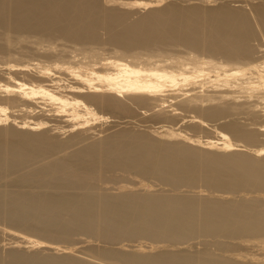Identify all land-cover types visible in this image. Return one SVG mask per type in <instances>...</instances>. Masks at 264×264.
Here are the masks:
<instances>
[{
  "label": "bare ground",
  "instance_id": "1",
  "mask_svg": "<svg viewBox=\"0 0 264 264\" xmlns=\"http://www.w3.org/2000/svg\"><path fill=\"white\" fill-rule=\"evenodd\" d=\"M102 1L0 0V54L38 53L36 45L57 40L60 46H79L74 61L67 59L71 63H49L53 68L35 63L34 81L4 72L5 83L0 82V224L8 226L0 233L25 248L61 250L11 248L0 252V264H103L73 255V247L60 249L39 240L66 241L75 234L117 244L145 238L176 247L149 244L128 251L123 243L86 248L106 264H264V251L241 254L234 248L233 254L221 240L215 250L185 246L208 236L211 241L252 238L260 247L250 245L264 249V146L258 144L264 131V40L253 44L264 39V2L255 0L251 17L217 0ZM125 4L144 11L132 18ZM55 46H47L45 55L60 57L67 51L58 53L60 46ZM106 46L113 56H103ZM46 101L55 108L41 106ZM133 107L157 110L163 118L195 111L200 116L178 120L187 117L192 129L213 136L202 140L172 125L146 131L116 126L97 138L88 130L90 121L104 119L99 110L116 116ZM13 108L30 116L40 108L48 119L68 122L71 130L85 129L63 139L50 133L61 127L40 131L48 124L43 120L16 121ZM227 111H240L253 128L238 120L207 127L201 117ZM115 170L154 178L176 191L153 190L147 182L139 184L142 192L125 186L118 192L104 190L100 182ZM198 184L215 194L180 189Z\"/></svg>",
  "mask_w": 264,
  "mask_h": 264
},
{
  "label": "rangeland",
  "instance_id": "2",
  "mask_svg": "<svg viewBox=\"0 0 264 264\" xmlns=\"http://www.w3.org/2000/svg\"><path fill=\"white\" fill-rule=\"evenodd\" d=\"M104 1H106V0H103L102 2H104ZM108 1V0H107ZM110 2H111V0H109ZM112 1H114V0H112ZM116 1V0H115ZM120 1H122L123 2V0H120ZM129 0H124V3L126 2H128ZM133 1H135V2H138L139 0H130L129 1V3H131V2H133ZM140 1H143V0H140ZM147 1V0H146ZM150 1V0H149ZM166 1V3H167V0H164L163 1V3ZM169 1H173L174 3L176 2V4H183L184 2H186V1H184V0H169ZM179 3H178V2ZM194 1V2H193ZM193 1H188L189 3H196L197 2V4L199 3V1H201V3H203L204 1H202V0H193ZM196 1V2H195ZM220 1V3H223V4H225L226 3V5L228 4V6L230 5V7H236V8H242L244 11H245V13L247 14V15H249V16H253V13H252V6L253 5H255V0L253 1L252 0V2H254V4L251 2V3H248V1H246V2H243V1H245V0H217V4H218V2ZM242 1V2H241ZM264 2V0H258L257 2H256V4L257 3H260V2ZM262 2V3H263ZM105 3H107V2H105ZM109 3V2H108ZM107 3V4H108ZM111 4H112V2H111ZM252 4V5H251ZM125 6H126V4H125ZM130 7H131V5H129ZM123 7H124V5H123ZM132 8V9H131ZM131 8H128V6H126V9H130V11L132 12V15L131 16H133L132 18H136V16H138V14H141L142 13V11H144V10H142L141 11V9H140V11L138 12V9H136L135 8V10H134V6L133 7H131ZM138 13H137V12ZM135 12V13H134ZM135 14H137V15H135ZM251 16V17H252ZM261 38V37H260ZM259 39V38H258ZM257 39V42H256V40H254L253 41V44L254 43H259V44H261V42L264 40V39H259L258 40ZM58 41L59 40H57V41H54L53 42V44L54 45H52L51 43V45H46V44H48V43H46V42H44L43 43V45H42V43H40V44H38V45H36V46H38L39 48V52L38 53H36V52H34V50H32L31 52H30V54H26V55H17V54H15L14 56H11L10 58H7V57H9V56H5V54L3 55V54H0L1 55V57H0V82L1 83H5V80H4V78H3V76L5 75L4 74V72H8L9 73V75H11V76H13V77H15V78H17V79H19V80H23V81H30V79H33V81L34 80H36V78L34 79V77H35V75H36V69L38 68L37 66H39V65H41V64H43V65H47V66H51V65H53L54 63H55V61H56V63L58 64V63H60L61 64V60L63 59V60H67V59H70V60H72V62L74 61L73 59H72V56L73 55H75V52L77 53V48H79V46L78 45H75V44H71V43H69V42H67L66 44H61V46H60V43L62 42V41H59V44H58ZM29 43H32V42H29ZM28 43V46L29 45H31V44H29ZM64 43V42H63ZM26 44V46H27V43H25ZM24 44V45H25ZM55 44H56V46H55ZM262 44H264V41L262 42ZM46 45V46H45ZM258 45V44H257ZM27 46V47H28ZM47 46H51L52 48H54V46L55 47H57V46H60V47H57V52L59 53L60 52V50L58 51V49H61L62 48V50L61 51H63V49H64V51H63V53L65 52V53H67L68 51H71V50H73V52H72V54L70 53V54H63L62 56L60 55V57L58 56V54H56V55H53V56H51V55H45V53H44V49H46L47 48ZM30 48H37V47H35V44H34V42L32 43V47L31 46H29ZM45 47V48H44ZM16 48V47H15ZM19 48V47H18ZM104 48H105V50H104ZM104 48H102L101 50L104 52V54H103V56L105 55V56H107L108 57V55L109 56H113V53H112V50H111V48L109 47V46H106V47H104ZM17 49V48H16ZM56 48H54V50H55ZM76 49V50H75ZM18 50V49H17ZM74 50H75V52H74ZM101 50H100V52H101ZM14 51H16V50H14ZM111 51V52H110ZM56 52V53H57ZM102 52V53H103ZM107 52V53H106ZM40 53V54H39ZM69 53V52H68ZM74 53V54H73ZM70 55V56H69ZM65 56V57H64ZM69 56V58H67ZM104 56V57H105ZM77 57H80V55H78ZM58 60H60V61H58ZM62 60V62H65V61H63ZM38 61V62H37ZM58 61V62H57ZM68 61V63L70 62L71 63V61H69V60H67ZM66 61V62H67ZM52 62H54L53 64H51ZM35 63H38L39 65H37V64H35ZM41 63V64H40ZM51 65H50V64ZM8 64H18L22 69H9V65ZM33 64L34 65H36V66H33ZM27 65V66H26ZM23 67H26V68H23ZM34 67H36V68H34ZM51 68H53L52 66H51ZM25 69L26 70H28L29 72L27 73V71H25ZM34 71V72H33ZM54 71H56L55 69H54ZM53 70H52V72L51 73H55ZM26 73V74H25ZM29 74V75H28ZM34 74V75H33ZM56 75H58V76H60V77H64L63 75H60L59 73H55ZM54 74V75H55ZM30 75H33L32 77H30ZM30 77V78H29ZM32 81V82H33ZM47 102V101H46ZM50 103V102H49ZM49 103L47 102V105H46V103L44 102V105L42 104L41 106H43L44 108H49V107H51L52 106V103H51V105L49 106ZM58 105V104H57ZM53 106H54V108H55V106H56V104L54 103L53 104ZM52 106V107H53ZM51 107V108H52ZM58 107V106H57ZM56 107V108H57ZM174 107V106H173ZM58 109V108H57ZM134 109V110H133ZM133 109H131L132 111H129V112H123V113H120V114H122V115H119V113H117L116 114V116H114L115 114V112H111V111H107V110H105L104 111V113H102L103 111L102 110H99L100 112H97V115H98V113H100V115L102 116L101 118H106L105 120L104 119H101L100 120V118H99V120L98 119H95L94 120V123L92 122V121H90V123L92 122V125L95 127H93V126H91L90 125V123H89V125L87 126V127H90V128H92V129H94V130H92V129H88V130H91V132L90 133H96L95 135H96V138L98 137L97 135L99 134V137H102V135L103 136H105L107 133L109 134V133H112L114 130H118L119 128L120 129H128L129 130V127L131 128L130 130H133V128H134V131H136V130H138V131H146L147 129H145V127L146 128H148V130L150 129V130H153V129H155V127H157L158 128V126L160 127L161 125L163 126V125H165V127L166 126H170V125H172L173 126V128H175L176 130H182L183 132H189L188 134H190V135H193V137L197 134V136H198V138L199 139H202L203 140V138L204 139H206L207 137H211V136H213L211 133H209L207 130H204V129H192L193 127H191V125H190V123H188V122H186V120H187V117L185 118V119H181V120H178V119H180V117H182V116H186V115H199V114H197L195 111H192V110H189V111H181L182 112V115H180V117L178 118H174V116H172V117H168V118H163V117H161L160 116V113L161 112H156L157 110H155V111H153V109H150V110H148V111H146V109H145V111L143 110V109H140V108H134L133 107ZM168 109H170V108H168ZM11 110H14L13 111V117H15V119H16V121H20L21 119H33V117L34 118H36V119H40V120H43V121H45L46 122V124H47V126L45 127V128H41L40 129V131L42 130H48L49 128H52L53 126H57V127H61L58 131H56V132H54V133H52V132H50L51 134H54V135H57L58 137H60V138H67V137H69V136H71V135H73V134H76V133H79V130H80V132L83 130V129H85L84 127L83 128H76V129H70V128H68L67 127V124H68V122H66V121H63L62 119H56V120H53V119H48L46 116H44L43 114H41V109L40 108H37V113H35L34 115H28V114H26L23 110H19L18 108H13V109H11ZM140 111V112H139ZM142 111V112H141ZM240 111H241V109H240ZM240 111H238V112H235V113H231V111H227V112H225L223 115H221L220 117H214V118H209V117H203V116H201L202 118H204L203 120V122H204V124L208 127H211L212 125H216V126H218V127H220L221 126V123H223V121L225 122V121H227V122H230V121H240L241 123H245L246 124V126L247 127H252V125H249L248 123H250L249 122V120H244L243 118H241V117H243L242 115V113L241 114H239L240 113ZM17 112V113H16ZM20 112V113H19ZM146 112V113H145ZM108 113V114H107ZM144 115H143V114ZM111 114V115H110ZM142 114V115H141ZM118 115H119V117H118ZM127 115V116H126ZM104 116V117H103ZM111 116V117H110ZM123 116V117H122ZM200 116V115H199ZM12 117V118H13ZM109 117V118H108ZM112 117H115V118H112ZM120 117H122V118H120ZM117 118H119V120L117 119ZM124 118V119H123ZM121 119V120H120ZM106 122V123H104V121ZM108 120V121H107ZM111 120V121H110ZM113 120H115L114 122H113ZM242 120H243V122H242ZM98 121V122H97ZM117 121L119 122V121H123L124 123H120V124H117ZM127 121V122H126ZM130 121V123H128ZM178 121V122H177ZM253 121H255V122H258V123H262L261 121L262 120H253ZM99 122H101V123H99ZM109 122H113L112 124L111 123H109ZM116 122V123H115ZM103 123V124H102ZM128 123V124H127ZM175 123V124H174ZM264 123V122H263ZM51 124V125H50ZM104 124H107V125H104ZM123 124H125V125H123ZM60 125V126H59ZM96 125L99 127H96ZM104 125V126H103ZM111 125V126H110ZM120 125H122V127L120 126ZM151 125V126H150ZM101 126V127H100ZM103 126V127H102ZM109 126V127H108ZM114 126V127H113ZM116 126H117V128H116ZM129 126V127H128ZM148 126V127H147ZM153 126V127H152ZM86 127V126H85ZM86 127V128H87ZM254 127H256V126H254ZM67 128V129H66ZM103 128H105V129H103ZM114 130H113V129ZM253 128V127H252ZM257 128V127H256ZM107 129V130H106ZM110 131H112V132H110ZM159 129V128H158ZM62 130H63V132H62ZM98 130V131H97ZM102 130H104V131H102ZM194 130V131H193ZM94 131V132H93ZM98 132H101V133H98ZM66 133V134H65ZM105 134V135H104ZM107 134V135H108ZM261 134L262 135H260V141H259V145L260 146H264V131H261ZM197 136H195V138H197ZM201 138H200V137ZM85 142V141H84ZM236 143H240V144H243V142H236ZM263 144V145H262ZM79 145V144H78ZM78 145H76V146H78ZM258 145V146H259ZM72 149V148H71ZM108 177L109 178H107V179H105V180H103L102 182H100V187L101 188H103L104 190H107V191H109V192H118L117 190H120V187H122V186H125L124 188H126V189H132V190H136V191H138V192H142V190H144V189H142L143 187L141 186L140 187V185L142 184L141 182H147V183H144V184H146V186H150V188L151 189H153V190H157V191H176L175 190V188H173L172 186H169V185H165V184H163V183H161L160 181H158V180H156V179H154V178H150V177H141V176H136V175H133V174H127V173H125V172H123V171H120V170H115V171H111V172H109L108 173ZM112 177V178H111ZM137 178H139V179H137ZM140 184V185H139ZM160 184V185H159ZM199 185V184H198ZM196 185V186H193V187H190V186H181L180 187V189L181 190H183V188H184V190H188V191H191V192H195V190H197L198 189V191H199V189L201 188L202 190L203 189H205L204 190V193H207L208 191L210 192L211 190H208L206 187H204V186H201V185ZM129 186H133V188H131V187H129ZM153 186V187H152ZM159 186V187H158ZM166 187V188H165ZM202 187H204V188H202ZM171 188H172V190H171ZM207 190V191H206ZM206 191V192H205ZM197 192V191H196ZM209 192L207 193V194H209ZM211 193H214V192H212L211 191ZM210 193V194H211ZM264 193V192H263ZM263 193H261V194H263ZM215 194V193H214ZM217 194V193H216ZM236 194H238V193H235L234 195H236ZM211 195H213V194H211ZM217 195H219V193L217 194ZM264 195V194H263ZM5 225V226H4ZM2 226H4V227H8L6 224H2V222H1V224H0V227H2ZM0 245H2L1 247H0V252L1 253H5L7 250H9V249H11V248H25V246H27V244H24V243H22V242H18V241H15V240H13V239H10V237H8L7 235H5V234H3V233H0ZM203 236H201V238L200 237H198V238H200V239H198V238H194V239H191V241L189 240L187 243H185V246H187L189 243H190V245H193V244H197L198 246L197 247H201V248H203V247H207V248H209V249H214L215 250V246L214 245H216V246H218L217 244H216V242H218V241H220L221 240V242H226V243H228L229 245H228V247H229V249H230V251H232V249L234 250V248H235V250L234 251H236L237 250V252H235V253H240L241 251L243 252V254H247V252L249 253V254H255V253H257V254H261V251H264V249L263 250H258V248H257V250H256V248L255 247H253V246H257V247H260L259 245H257V243H256V240L255 239H252V238H250V239H252V240H250L249 238H247V239H249V240H246V241H244V240H241L242 242L244 241V244H246V245H248V246H252V245H250L251 243L252 244H254V242L256 243L255 245H253L252 247H248V246H244V245H239V243L241 242L239 239H237V240H235V241H237V242H235L234 240H232L231 241V239L230 238H221V237H215V239H213L214 241H215V243L213 242V240L211 241L210 240V238H208V236H204V237H206V238H202ZM210 237V236H209ZM34 238L35 239H39L37 236H34ZM97 238V239H96ZM211 238H214V237H211ZM88 239H89V242H88ZM93 239V240H92ZM206 239V240H205ZM10 240H11V242H10ZM12 240H13V242H12ZM39 240H41V241H45V242H47V243H51V244H56L60 249L61 248H63V247H73V249L75 250L74 252H72V254L73 255H75V256H77V257H80V258H83V259H87V260H89V261H91V259H92V261L94 260V261H96V262H102L103 264H106L104 261H101V260H99V259H97V258H95L96 256L95 255H92V254H90L87 250H86V248L88 247V246H93V247H100V248H103V247H110V248H115L114 246H120L121 244H123V247L124 248H127L126 250H128V248H129V250H134L135 248H137L138 246H147V245H149V244H157V245H161V244H163L165 247H170V248H172L171 246H173L172 244H170L169 242H154V241H151V240H149V239H145V238H135V239H119V240H121V241H119V240H117L119 243L117 244V243H115L114 241H107V240H104V239H101V238H98V237H93V238H91V237H88L87 235H82V234H75V235H73L72 237H71V239H69V240H66V241H63V240H45V239H39ZM90 240H91V242H92V244L90 243ZM96 240V241H95ZM193 240L195 241V242H193ZM239 240V241H238ZM3 241H5V242H3ZM8 241L10 242V243H8ZM95 241V242H94ZM197 241V242H196ZM252 241V242H251ZM151 242V243H150ZM231 242H233V244L235 245H237V243H238V245H239V247H238V245L237 246H234V245H232V243ZM241 242V243H242ZM251 242V243H250ZM2 243V244H1ZM5 243V244H4ZM13 243H14V245H13ZM89 243V244H88ZM97 243V244H96ZM101 243V244H100ZM240 243V244H241ZM12 244V245H11ZM15 244H21L20 246H16ZM25 246H24V245ZM83 244H86V245H83ZM96 244V245H95ZM120 244V245H119ZM140 244V245H139ZM55 245V246H56ZM99 245H101V246H99ZM169 245V246H168ZM242 246V248H240ZM8 247V248H7ZM77 247V248H76ZM174 248H176L175 246H173ZM3 248V249H2ZM133 248V249H132ZM217 248V247H216ZM241 250H240V249ZM243 248H245L244 250H243ZM25 249H27V250H37V249H39V248H25ZM191 249H194V248H191ZM254 249V250H253ZM39 250H41V251H43V252H46V253H61V250H58V251H51V250H49V249H39ZM128 250V251H129ZM216 250H218V249H216ZM248 250V251H247ZM257 252H256V251ZM219 252H221L220 251V249L218 250ZM217 251V252H218ZM229 251V252H230ZM234 251H232V252H230V253H233ZM245 251V252H244ZM216 252V251H215ZM229 252H227V253H229ZM242 252H241V254H242ZM260 252V253H259ZM234 254V253H233ZM87 257H89V259L87 258ZM94 258V259H93ZM107 264H109L108 262H107Z\"/></svg>",
  "mask_w": 264,
  "mask_h": 264
}]
</instances>
